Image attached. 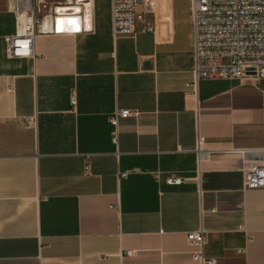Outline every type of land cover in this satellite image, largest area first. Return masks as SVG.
I'll return each instance as SVG.
<instances>
[{"label":"crops","instance_id":"0c3cea01","mask_svg":"<svg viewBox=\"0 0 264 264\" xmlns=\"http://www.w3.org/2000/svg\"><path fill=\"white\" fill-rule=\"evenodd\" d=\"M77 1L57 6L77 27L54 29L55 8L15 58L17 1L0 0V264H199L200 228L217 264H264V188L241 170L264 163V78L193 84L190 0H156L153 31L131 35H113L110 0ZM117 108L139 115L114 143Z\"/></svg>","mask_w":264,"mask_h":264},{"label":"built area","instance_id":"2783aa9c","mask_svg":"<svg viewBox=\"0 0 264 264\" xmlns=\"http://www.w3.org/2000/svg\"><path fill=\"white\" fill-rule=\"evenodd\" d=\"M16 1V32L14 35H5L4 42H6L7 56L19 58L32 55L36 24L37 20H40L36 15L41 10L47 11V4L45 0ZM73 1L75 0H52L48 9L50 11L53 8L55 13L57 6L72 5ZM155 4L156 0H110L113 35L153 31V26L145 20V15L155 8ZM190 5L193 84L198 80L239 81L246 77L254 80L264 78V0H190ZM22 14L35 17V26L31 29L21 27ZM46 17L43 16L41 20ZM72 92L70 103L76 104L75 93ZM138 115V110L128 108H117L111 113L108 118L113 127L111 134L114 143L118 141L119 120ZM262 130L264 150V125ZM203 141L204 138L199 135L197 150L203 149ZM241 162L244 187L264 188V163L249 160ZM84 167L85 173H89V164ZM121 175L125 176L126 173ZM183 181L185 178L177 175H169L166 179L169 184H181ZM186 242L192 248L191 258L194 261L199 264H217L214 258L204 255L205 231L202 228L186 232Z\"/></svg>","mask_w":264,"mask_h":264},{"label":"bare ground","instance_id":"6f19581e","mask_svg":"<svg viewBox=\"0 0 264 264\" xmlns=\"http://www.w3.org/2000/svg\"><path fill=\"white\" fill-rule=\"evenodd\" d=\"M73 4L76 6L80 5L78 4L77 0H76V3H73ZM83 4H85V1L83 2ZM75 9L76 8H73V7H66V8L58 7L57 14L54 17H52L53 28L60 31L65 28L66 29L69 28L71 25L77 27L79 24L77 23V17H76L77 15L74 12ZM34 21H35V17L22 14L20 17V26L23 27L24 29L26 28L31 29V27L35 26ZM20 31H22V28L20 29Z\"/></svg>","mask_w":264,"mask_h":264},{"label":"rangeland","instance_id":"374dc122","mask_svg":"<svg viewBox=\"0 0 264 264\" xmlns=\"http://www.w3.org/2000/svg\"><path fill=\"white\" fill-rule=\"evenodd\" d=\"M52 0H45L46 5V9L47 11H40L39 13H37L36 17L39 18L41 20V18H43V16H50L54 14V9L51 8V10L49 11L48 7H50L49 2ZM105 0H96L97 5L102 6V3ZM176 5L178 6L179 10H185L187 12V10L189 9V0H174ZM54 5V4H53ZM53 7V6H52ZM181 13V12H179ZM147 17L149 18L150 15H147ZM40 20H37V25L40 24Z\"/></svg>","mask_w":264,"mask_h":264}]
</instances>
